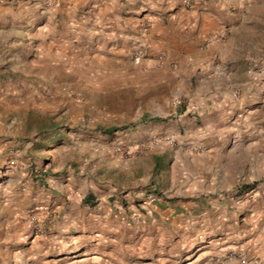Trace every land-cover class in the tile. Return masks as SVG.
<instances>
[{
	"label": "rangeland",
	"instance_id": "1",
	"mask_svg": "<svg viewBox=\"0 0 264 264\" xmlns=\"http://www.w3.org/2000/svg\"><path fill=\"white\" fill-rule=\"evenodd\" d=\"M26 7L0 0V264H264V0L209 1L242 85L213 124L238 144L203 149L150 135L170 117L142 51L49 52Z\"/></svg>",
	"mask_w": 264,
	"mask_h": 264
},
{
	"label": "crops",
	"instance_id": "2",
	"mask_svg": "<svg viewBox=\"0 0 264 264\" xmlns=\"http://www.w3.org/2000/svg\"><path fill=\"white\" fill-rule=\"evenodd\" d=\"M49 1L52 0H15V5H27L33 12L24 22L29 35L43 37L44 50L66 54L81 46L96 54L131 50L145 54L140 64L154 67L158 75L155 81H159V98L154 99L155 105L159 103L160 115L170 117L149 123L151 136H171L177 144H194L202 149L215 144H238L233 142L234 128L217 134L213 127L215 123L218 126L222 106L234 109L232 93L242 81L232 77L234 59L225 66L216 64L226 52L223 41H211L204 47L216 25L208 8L210 0H191L188 11L181 8V0H53L56 5L47 7ZM147 21L152 24L143 34L140 28ZM156 64L159 68H155ZM186 79H194V86L181 88ZM244 80L252 88V82ZM175 98L183 100L181 110L173 104ZM135 134L140 136L138 131ZM136 139L135 142L143 140ZM157 159L159 165L164 161L159 155ZM193 180L190 177L187 183ZM195 186L186 190L183 187L180 192L186 191L185 197H192Z\"/></svg>",
	"mask_w": 264,
	"mask_h": 264
},
{
	"label": "built area",
	"instance_id": "3",
	"mask_svg": "<svg viewBox=\"0 0 264 264\" xmlns=\"http://www.w3.org/2000/svg\"><path fill=\"white\" fill-rule=\"evenodd\" d=\"M53 5H55V1H49L47 2V6L48 7H52ZM223 34H224V31L223 32H219V33H215V34H212V39L209 40V42L211 41H214L215 39H218V38H222L223 37ZM143 57V54H141V52L139 53H136L135 54V62L138 63L139 61H141V58ZM173 104L176 106V107H180L182 105V102H181V99L180 98H175L174 101H173ZM211 264H223L222 261H220L219 259L213 261Z\"/></svg>",
	"mask_w": 264,
	"mask_h": 264
},
{
	"label": "trees",
	"instance_id": "4",
	"mask_svg": "<svg viewBox=\"0 0 264 264\" xmlns=\"http://www.w3.org/2000/svg\"><path fill=\"white\" fill-rule=\"evenodd\" d=\"M180 109H181V108H180ZM53 135H55V134H53ZM53 135H52V136H53ZM85 202H86V200H85Z\"/></svg>",
	"mask_w": 264,
	"mask_h": 264
}]
</instances>
